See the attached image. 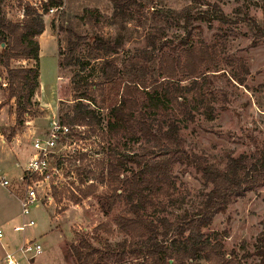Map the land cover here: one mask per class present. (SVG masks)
<instances>
[{
  "label": "rangeland",
  "instance_id": "1",
  "mask_svg": "<svg viewBox=\"0 0 264 264\" xmlns=\"http://www.w3.org/2000/svg\"><path fill=\"white\" fill-rule=\"evenodd\" d=\"M139 1L144 8L134 7L127 18L118 17L99 25L101 28L83 18L84 10L97 9L102 15L112 17L114 8L110 0H76L66 9L43 16L45 31L47 25L48 34L55 37L57 44L54 40L43 43L40 88L33 98V106L20 123L16 100L9 98L7 72L0 68V177H9L12 182L8 189L0 185V229L5 235L0 241V264H8L11 255L20 264H77L71 249L82 236L90 238L98 247L106 241L115 244L123 239L120 234L112 237L104 230H95L106 222L113 223L125 208L119 203L113 212L105 214L99 200L111 187L101 164L111 160V147L116 144L103 130L107 108L119 101L125 81L159 78L160 57L168 50L181 54L184 47L196 46L214 54L211 64L214 72L208 76L217 97L214 119L199 114L195 121L182 125L180 134L187 151L219 163L227 151L239 156L254 154L257 147L264 150V0H207L217 3L229 17L249 15L256 21L254 27L247 23L218 21L209 26L199 21L187 30L183 22L176 24V14L169 11L181 12L192 5L193 0ZM43 3L44 0H0V14L7 21L21 23L27 6L43 13ZM198 7L207 8L202 0ZM77 36L85 40L73 54L71 47ZM96 36L119 43L117 53L100 54L113 60L120 71L115 83L103 87L99 85L105 79L104 59H96L91 49V41ZM160 42L165 45L163 50L153 47V43L158 46ZM60 63L63 68L59 67ZM10 65L13 69L29 68L35 63L12 60ZM237 74L245 76L242 84L237 82ZM82 93L94 97L93 104L88 101L85 104L93 109L98 107L97 113L106 120L102 126H81L75 128L70 137L60 136L59 150L53 161L57 166L56 176L38 188L41 202L31 207L26 218L36 225L16 232L15 228L24 223L19 198L25 194L26 183L31 182L28 178L23 182L22 178L33 155L32 142L49 133L53 123L61 125V118L72 112ZM144 146L140 141L130 144V150H125L123 145L120 150L139 152ZM173 174L183 202L181 208H177L167 201L171 218L185 209L194 210L210 190L194 167L176 165ZM89 190L91 196L84 198L82 193ZM204 231L210 235L228 233L223 240L224 252L227 255L234 252L243 264H259L254 252L264 233V176L225 212L218 213ZM26 240H36L43 247L42 255L31 262L20 253ZM187 264L208 263L201 260Z\"/></svg>",
  "mask_w": 264,
  "mask_h": 264
},
{
  "label": "trees",
  "instance_id": "2",
  "mask_svg": "<svg viewBox=\"0 0 264 264\" xmlns=\"http://www.w3.org/2000/svg\"><path fill=\"white\" fill-rule=\"evenodd\" d=\"M199 1L193 0V4L181 12L169 11L176 14V24L183 22L186 30L199 21L209 26L214 21L247 23L252 27L256 24L249 15L229 17L217 3L207 0H202L207 8H199ZM110 2L114 8L112 17L102 15L97 9H85L83 18L89 24L99 26L118 17L127 18L134 7L144 8L139 0ZM64 4L65 0H44L43 13L27 6L21 23L7 21L0 14V68L7 72L9 98L16 100L19 123L33 106V98L40 88L38 38L45 31L43 16L52 9L59 11ZM84 40L77 36L71 47L73 54ZM3 43L5 48H1ZM91 45L95 58L104 59L105 79L99 86L115 83L120 72L118 66L100 54L117 53L119 43L96 36ZM152 45L161 50L165 46L163 42ZM12 60L33 61L35 65L13 69ZM213 60L212 52L196 46L184 47L181 54L168 50L160 57L159 78L123 83L119 101L107 108V120L97 113L98 107L93 109L85 104V101L95 102L88 93L79 95L72 112L61 118V126L70 131L64 137L72 136L77 127L102 126L106 120L104 133L115 139L116 144L111 147V160L101 164L103 171H107L111 187L110 192L101 195L99 200L105 214L113 212L119 203L125 205L113 223L106 222L95 229L96 232L104 230L112 237L120 234L123 239L115 244L104 240L105 244L98 247L90 238L82 236L71 249L77 264H171V261L187 264L201 260L208 264H243L234 252L229 255L224 252L223 240L228 233L210 235L204 230L218 213L225 212L237 198L245 195L247 188L254 187L264 176V150L257 147L256 153L239 156L227 151L221 162L213 163L207 156L190 154L180 134L182 125L195 121L199 114L214 119L217 97L208 78L209 73L214 72L211 70ZM59 67L63 68V65L60 63ZM181 76L182 80L179 79ZM235 78L240 84L245 81L243 74H237ZM140 141L145 146L139 152L120 150L122 145L125 150H130V144ZM176 165L196 168L210 190L194 210L185 209L171 218L168 203L181 208L183 202L173 174ZM53 189L56 193V187ZM82 194L88 198L92 193L89 190ZM254 254L259 258V264H264V233L258 239Z\"/></svg>",
  "mask_w": 264,
  "mask_h": 264
},
{
  "label": "built area",
  "instance_id": "3",
  "mask_svg": "<svg viewBox=\"0 0 264 264\" xmlns=\"http://www.w3.org/2000/svg\"><path fill=\"white\" fill-rule=\"evenodd\" d=\"M50 11H56L52 9ZM69 128L53 123V127L49 133L44 137L35 138L32 142L33 155L30 158L25 169L24 178L31 181L26 183L25 194L19 198L21 206V214L24 218V223L15 228L16 232H23L27 227L35 226V221H26L27 216L31 213V207L41 202L39 199L38 188H41L44 183H49L51 179L55 178L57 166L53 163L55 156L59 150L58 141L60 136L69 134ZM33 179H36L33 182ZM0 183L5 188H10L12 182L6 177H0ZM54 183V182H53ZM5 238L3 231L0 229V241ZM20 253L25 257L27 262H31L38 256L42 255L43 247L36 240H26L20 248ZM8 264H20V262L13 255L8 256Z\"/></svg>",
  "mask_w": 264,
  "mask_h": 264
},
{
  "label": "crops",
  "instance_id": "4",
  "mask_svg": "<svg viewBox=\"0 0 264 264\" xmlns=\"http://www.w3.org/2000/svg\"><path fill=\"white\" fill-rule=\"evenodd\" d=\"M74 1L76 0H65V4L63 6L62 9H66L67 6H71L74 4ZM92 1H96V0H92ZM48 31H49V27L46 25V31L44 32V34H42L40 37H39V43H40V55L43 51V43L44 42H48L49 40H54V42L57 44V40L55 39V37L52 35V34H48ZM23 62H25L26 60H22ZM26 169V168H25ZM5 177V176H4ZM8 180H10L9 177H6ZM11 181V180H10ZM1 185V183H0ZM3 187V186H2Z\"/></svg>",
  "mask_w": 264,
  "mask_h": 264
},
{
  "label": "water",
  "instance_id": "5",
  "mask_svg": "<svg viewBox=\"0 0 264 264\" xmlns=\"http://www.w3.org/2000/svg\"><path fill=\"white\" fill-rule=\"evenodd\" d=\"M5 46H6V45L3 43V44L1 45V48H5ZM171 263H172V261H171Z\"/></svg>",
  "mask_w": 264,
  "mask_h": 264
}]
</instances>
